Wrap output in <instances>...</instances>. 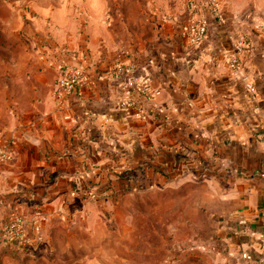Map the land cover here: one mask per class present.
<instances>
[{
	"label": "crops",
	"instance_id": "0c3cea01",
	"mask_svg": "<svg viewBox=\"0 0 264 264\" xmlns=\"http://www.w3.org/2000/svg\"><path fill=\"white\" fill-rule=\"evenodd\" d=\"M144 2V32L128 49L81 46L75 59L60 45L56 62L9 56L0 65V147L13 153L0 163V223L14 207L45 220L97 216L166 190L215 225L186 264H233L241 250L264 256V0H220L219 18L203 8L209 24L197 46L179 35L185 0ZM239 32L249 48L236 73L227 56ZM70 61L86 82L56 98L54 80ZM118 61L160 91L140 98L139 115L117 107ZM89 189L97 192L86 199Z\"/></svg>",
	"mask_w": 264,
	"mask_h": 264
},
{
	"label": "rangeland",
	"instance_id": "374dc122",
	"mask_svg": "<svg viewBox=\"0 0 264 264\" xmlns=\"http://www.w3.org/2000/svg\"><path fill=\"white\" fill-rule=\"evenodd\" d=\"M144 1L0 0L1 69L9 56L56 62L60 45L70 58L81 46L128 49L144 32ZM174 196L157 190L125 197L97 216H41L37 231L25 226L19 234L7 218L0 223V264H186L215 225Z\"/></svg>",
	"mask_w": 264,
	"mask_h": 264
},
{
	"label": "built area",
	"instance_id": "2783aa9c",
	"mask_svg": "<svg viewBox=\"0 0 264 264\" xmlns=\"http://www.w3.org/2000/svg\"><path fill=\"white\" fill-rule=\"evenodd\" d=\"M187 17L178 25L180 37L191 46L199 45L207 35L208 19L201 12L206 8L215 17H220V0H185ZM249 48L247 38L243 32H239L234 44V50L227 56V63L231 70L240 72L242 70V56ZM112 70L116 77H120L123 83L124 93L117 101V107L123 110L133 109L135 114L141 112L140 98L152 100L159 94V89L150 85L146 80L135 73L132 63L124 64L115 62ZM86 82L85 69L75 61L63 62L54 80L53 95L62 98L70 94H79ZM248 90L252 91L251 82H245ZM13 158V153L7 146L0 147V163H7ZM97 189H89L85 198H93ZM42 214L35 210L30 216H25L13 208L8 219L11 223L10 230L19 234L28 226L33 230L39 229V220ZM233 264H264V256L256 251L241 250Z\"/></svg>",
	"mask_w": 264,
	"mask_h": 264
}]
</instances>
